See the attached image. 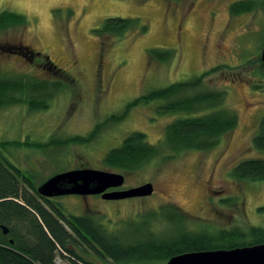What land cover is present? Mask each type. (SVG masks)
<instances>
[{
	"label": "rangeland",
	"instance_id": "rangeland-1",
	"mask_svg": "<svg viewBox=\"0 0 264 264\" xmlns=\"http://www.w3.org/2000/svg\"><path fill=\"white\" fill-rule=\"evenodd\" d=\"M235 1L0 0V13H18L27 20L26 25L0 30V48L23 45L40 54L30 63L0 49V76L29 75L55 81V76L39 66L47 56L72 78L63 82L44 110L31 111L24 105L0 108V142L21 143L0 147V156L30 174L37 188L53 175L79 168L123 174L125 183L119 190L151 183L154 191L144 198H51L65 215H92L115 234L167 204L185 214L189 229L264 226V212L258 211L264 206V181H240L231 175L242 161L264 159V151L252 144L264 117V71L260 67L264 9L231 17L229 6ZM114 17L139 18L148 29L144 34L128 30L121 37H98L94 30ZM153 48L172 50L173 56L166 62L150 59L148 51ZM214 67L221 70L187 93L223 91L225 106L236 113L237 126L217 146L203 152L185 150L168 160L155 158L129 173L105 168L104 156L129 134L144 133L150 144L158 145L165 127L186 117L162 113L158 109L161 102L136 106L117 123L107 120L111 115L121 114L142 95L188 81ZM100 123L99 133L88 144L46 146L51 140L87 136ZM40 144L45 146L34 148ZM161 219L151 222L156 234L170 228ZM57 261L73 264L60 257Z\"/></svg>",
	"mask_w": 264,
	"mask_h": 264
},
{
	"label": "trees",
	"instance_id": "trees-1",
	"mask_svg": "<svg viewBox=\"0 0 264 264\" xmlns=\"http://www.w3.org/2000/svg\"><path fill=\"white\" fill-rule=\"evenodd\" d=\"M259 9H264V0H238L229 6V14L236 17ZM26 23L21 14L0 13V30ZM147 29L139 18L114 17L105 19L94 32L98 37H121L128 30L144 34ZM3 49L29 58L27 47L23 45L8 44ZM148 55L150 59L166 62L172 58L173 52L153 48ZM43 60L41 68L57 80L29 75L0 76V108L24 105L31 111L44 110L64 83L72 81L47 56ZM260 67L264 71L262 62ZM220 70L221 67H214L188 81L149 92L128 103L121 114L111 115L107 120L117 123L136 106L161 102L158 109L162 113H180L186 117L169 123L158 145L150 144L144 133L129 134L119 147L104 156L105 168L129 173L155 158L168 160L185 150L203 152L217 146L220 139L237 126L236 113L225 106L223 91L204 90L193 95L187 92L203 86L208 75ZM100 128L101 123L87 136L51 140L46 146L85 145L95 139ZM252 144L256 150L264 151V117L258 123ZM20 145L19 141L0 142V147L4 148ZM44 146L40 144L34 148ZM231 175L240 181H264V159L242 161L233 168ZM258 211L264 212V206ZM158 218H163L161 220L170 227L163 234L151 230V222ZM185 220L183 212L167 204L139 221H132L126 227L123 225L125 229L121 227L120 234H115L113 229L109 231L92 215H65L59 203L38 194L30 174L23 173L0 156V264H60L58 257L73 264H95L91 259L112 264H166L171 257L184 253L229 250L264 243V226L254 225L245 230L203 226L194 230L185 225ZM2 226L8 230L6 235Z\"/></svg>",
	"mask_w": 264,
	"mask_h": 264
},
{
	"label": "water",
	"instance_id": "water-1",
	"mask_svg": "<svg viewBox=\"0 0 264 264\" xmlns=\"http://www.w3.org/2000/svg\"><path fill=\"white\" fill-rule=\"evenodd\" d=\"M260 59L264 64V46ZM124 183L123 174L92 168H79L53 175L37 188V192L41 197L47 199L75 195L80 197L100 196L105 201L144 198L153 193L151 183L119 190ZM1 228L3 234L6 235L7 228L4 226ZM166 264H264V243L229 250L184 253L171 257Z\"/></svg>",
	"mask_w": 264,
	"mask_h": 264
},
{
	"label": "flooded vegetation",
	"instance_id": "flooded-vegetation-1",
	"mask_svg": "<svg viewBox=\"0 0 264 264\" xmlns=\"http://www.w3.org/2000/svg\"><path fill=\"white\" fill-rule=\"evenodd\" d=\"M1 50H3V51H6V52H8V49H3V48H0ZM27 52H28V56H29V58H26V60H28V61H30V63L33 61L34 62V60H35V57L36 56H40V54L39 53H37V52H35V51H29L28 50V48H27ZM25 58V57H24ZM40 65H42L41 63L39 64V66ZM108 191H112V190H108ZM153 191H154V189H153ZM97 197H99L100 198V196H97ZM83 199H86V197H82Z\"/></svg>",
	"mask_w": 264,
	"mask_h": 264
}]
</instances>
